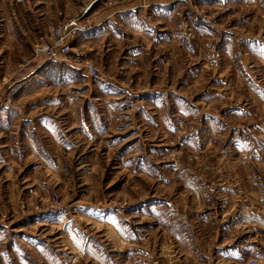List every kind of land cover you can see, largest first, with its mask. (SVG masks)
<instances>
[{
    "label": "rangeland",
    "instance_id": "obj_1",
    "mask_svg": "<svg viewBox=\"0 0 264 264\" xmlns=\"http://www.w3.org/2000/svg\"><path fill=\"white\" fill-rule=\"evenodd\" d=\"M0 85V264H264V0H0Z\"/></svg>",
    "mask_w": 264,
    "mask_h": 264
},
{
    "label": "built area",
    "instance_id": "obj_2",
    "mask_svg": "<svg viewBox=\"0 0 264 264\" xmlns=\"http://www.w3.org/2000/svg\"><path fill=\"white\" fill-rule=\"evenodd\" d=\"M71 31H74L73 28L64 30L63 26H57L47 37L32 45V59L38 60L41 57H48L51 60H63L71 49L67 41ZM85 71L92 76L97 72L89 62L85 64Z\"/></svg>",
    "mask_w": 264,
    "mask_h": 264
},
{
    "label": "crops",
    "instance_id": "obj_3",
    "mask_svg": "<svg viewBox=\"0 0 264 264\" xmlns=\"http://www.w3.org/2000/svg\"><path fill=\"white\" fill-rule=\"evenodd\" d=\"M43 9L41 10V13L42 14H44L43 16H44V18H46L47 17V15H49V12L50 11H48V9H47V6H43L42 7ZM103 19L104 18H98V17H96L95 18V21H93V24H92V26L91 27H94V32H93V36L95 37V38H93V39H96V38H98L99 37V35L100 34H98V33H100L103 29H105V27H106V25H105V23H103ZM71 23L72 24H69L70 25V27L71 26H75L76 25V23H75V21L73 20V21H71ZM89 25H91L90 24V22H89ZM68 26V25H67ZM67 28H69V26L67 27ZM92 36V37H93ZM45 37H47V35L45 34L42 38H40V40L41 39H44ZM38 42V41H37ZM36 41H33L32 43H31V45H34L35 43H37ZM44 60H45V58H40V60L38 61V62H36V64L37 65H40L41 63H44ZM40 63V64H39ZM36 65V66H37Z\"/></svg>",
    "mask_w": 264,
    "mask_h": 264
},
{
    "label": "bare ground",
    "instance_id": "obj_4",
    "mask_svg": "<svg viewBox=\"0 0 264 264\" xmlns=\"http://www.w3.org/2000/svg\"><path fill=\"white\" fill-rule=\"evenodd\" d=\"M13 87H14V88H16V87H17V84H16V85H14Z\"/></svg>",
    "mask_w": 264,
    "mask_h": 264
}]
</instances>
